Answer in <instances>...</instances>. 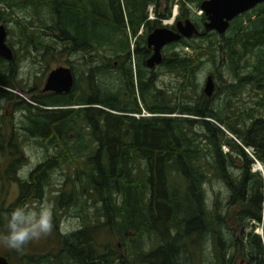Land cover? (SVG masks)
Here are the masks:
<instances>
[{
  "label": "trees",
  "instance_id": "16d2710c",
  "mask_svg": "<svg viewBox=\"0 0 264 264\" xmlns=\"http://www.w3.org/2000/svg\"><path fill=\"white\" fill-rule=\"evenodd\" d=\"M202 1L0 0V21L18 25L19 45H29L32 57L43 60L50 46L14 17L15 10H34L33 20L40 24L39 14L47 10L43 23L59 41L56 52L82 58L80 77L70 67L74 82L67 93L43 95L42 101L30 95L25 101L13 93L19 50L12 51L11 61L0 57V154L5 155L0 181L17 187L13 201L0 204V234L9 212L41 200L55 169L71 171L64 173L61 191L53 197L52 233L41 238L40 246L30 241L21 250L7 247L0 252L9 264H201L208 237L211 264H231L232 254L227 257L226 250L239 249L240 244L251 255L249 264H264L262 179L250 171L252 159L243 150L251 148L264 165V2L237 15L223 34H216L204 32V14L195 15L191 9ZM173 3V22L190 19L199 33L161 49V61L154 68L177 78L176 100L170 104L166 91L155 85L158 73L144 64L150 53L144 36L163 25ZM148 6L152 19H147ZM106 50L110 54L100 63L112 74L110 85L106 80L102 85L97 77L103 70L96 58ZM23 56L28 59V50ZM120 58L125 66H113ZM203 62L215 69L208 72L212 78H220L223 66L227 74L210 97L197 92L196 75ZM248 89L256 94L250 104H231V96L241 99ZM220 92L224 98L213 102L212 95ZM9 105L20 113L23 137L53 149L23 177L17 175L21 138L11 121L4 122L2 112ZM140 105L149 116L131 115L140 113ZM9 124L4 140L1 130ZM236 161L235 174L228 167ZM211 178L229 189L226 207H239L233 217L260 222L261 236L248 232L243 243L227 239L223 230L228 213L206 205L203 186ZM62 212L78 221L71 231L59 228Z\"/></svg>",
  "mask_w": 264,
  "mask_h": 264
},
{
  "label": "rangeland",
  "instance_id": "374dc122",
  "mask_svg": "<svg viewBox=\"0 0 264 264\" xmlns=\"http://www.w3.org/2000/svg\"><path fill=\"white\" fill-rule=\"evenodd\" d=\"M162 6H163V3H162ZM0 7H1V5H0ZM173 9H176V13H177V7H176L175 3H173V5L171 7L170 16L166 19H163L165 21L161 20V23L163 25H171L173 23V19L168 20L171 17V13H172ZM191 9L193 10L195 15L201 14V10L198 7L197 8H191ZM14 12H15L14 17L19 18L20 21L27 24L28 30L31 31L33 34H36L42 43L44 41L45 44H48L50 47H49V50L44 55V58L42 61H40L39 59L38 60L35 59L30 54V52H32L31 51L32 48L29 45H27L25 48L20 47L18 25L15 24L11 20L6 22V23L0 21V24H3L4 28L6 29L5 42L9 43V45L12 47V51H14L16 49H17V51L19 50V52L17 53L18 58H17V65H16V70H17L16 79L13 81V84L15 87L13 90V93H15L18 97L27 101L29 99L30 95L35 93V92H29L28 88L31 87L33 85V83L35 85H37V87H39V85H40L41 80L37 79V77L39 76V74H41L43 72L42 68H45V73H46V71H48L49 69L61 64L63 66L71 67L75 71L74 73L77 75V77H80V73H82L80 61L82 60V58H80L79 55H77V54H66L65 52H62L60 54L59 52H56L59 50V43H57L58 40H56L57 38H56V36H54V34L51 32V30H49L47 28V25L43 23L44 18H46L48 15L47 10L42 9V13L40 12V14H39L40 18H42V24H40L39 21L33 20L32 15H34V12H35L34 10H31V9L30 10L26 9L24 11L15 10ZM35 17H36V15H35ZM30 20H32V21L30 22ZM203 39L204 38H194L193 41L203 43V41H204ZM131 41H132V39H129V42H131ZM129 48H130V45H129ZM27 50L29 52L28 59H26V57H24V56L22 58V55L27 54ZM183 51L190 53L189 50L186 48H184ZM33 53L34 52H32V54ZM50 53H51V55L49 56ZM104 54L105 55L110 54V52L106 50L104 52L98 53L96 61L98 62L99 67H102L100 61L102 60V57ZM131 68H133L132 65H131ZM105 69H106L105 67H102L101 70H103V72H100L99 75L97 74V77H99V81L101 82L102 85L104 84L105 80H106V85H108V83L110 85L112 82H114V80H113L112 74L108 70L106 72H104ZM153 70H154V72L158 73L155 85H157L160 89H163L166 91L167 95L170 97V104L174 103L176 100V93L178 91L177 90V78L175 77L174 74H168V73L161 74L160 70L157 68H154ZM224 70H225V67L223 66L222 69L220 70V71H222V75L220 76L219 79L215 75L214 76L216 78H212L213 82H214V84H213L214 90L216 88L218 89L222 83L223 84L225 83V78H227L226 77L227 74ZM209 71L215 72V69H213L211 67V64L209 62H203L200 70L197 72V75H196V83L198 85L197 86V92L198 93L202 92V86H203L205 77L208 75ZM81 81H82V78H80V82ZM214 90L212 91L211 94H213ZM223 94H224V92L223 93L220 92V93H218V95H212L213 102L216 100H221L222 98H224ZM187 95L190 96V94H187ZM255 95L256 94L252 90H249V89L244 90L241 94V97H242L241 99H239L236 96H231L230 102H231V104H233L237 107L247 106L248 104H250L252 102V100L255 99V97H254ZM226 102H228V100H226ZM70 107L76 108L77 106L72 105ZM2 112L6 115V116H4L6 118L4 122H7V121L10 122L11 121V123H13L12 124V126L14 128L13 130L17 129L15 133L19 134L20 138H21V143H19V144H20V151H21V155H22V160L20 162V168H19L17 175L19 177L20 176L23 177L24 175H26V173L31 168L34 167V165L41 162L46 157L47 154L52 153L53 149L51 147H47L45 149L43 146L40 145L38 140H32L30 138L23 137L24 135L21 132H19L21 130L18 129V125H19L18 124L19 123L18 117H19L20 113L18 111L14 110L10 105L4 106V108L2 109ZM131 115L136 118L137 116H142V115L143 116H149L150 114L147 113L143 109V107L141 106L139 114H131ZM171 115L173 116L174 114H171ZM190 117H192V116H190ZM192 118H194V117H192ZM220 128L224 131V133L227 136L233 137L225 129H223L222 127H220ZM195 129L199 131L198 127H196ZM9 131H10V124H9V126H5L2 128L1 132L3 134L4 140H6V138H7L6 136L9 134ZM86 140H89L88 136L86 137ZM201 148L203 151H206L205 148H203V147H201ZM245 148L247 149V151L245 150ZM221 149H222V151H226L227 147L222 145ZM243 150L247 156H249L250 158L252 156L254 158L253 150L251 148L243 147ZM236 162L237 163H235V166L228 167L235 174L237 172L236 165H239L238 161H236ZM4 163H5V155L2 156L0 154V172L4 166ZM259 164L261 165L262 170L264 172V165L261 162H259ZM64 168L65 167H62L60 169H55L50 174L49 185L46 186L45 193L42 196L41 200L39 202H37V201L30 202L25 207L38 210L39 206H41L44 203H48V204L52 205L54 194L57 193V191H61V181L63 180L64 173L69 174L71 172L70 170L64 169ZM253 169H254V163H253V159H252V163L250 164V171L259 173L257 171V170H259L258 167H256V171H255V169L254 170ZM259 175L262 179V176L260 173H259ZM203 189H204L205 198H206V205L210 209H213L214 205H216L217 208H219L222 215H224L225 213H228L226 218H225V220L227 222V229L223 230L227 239H231L232 241L236 240L239 243L241 241V243H243V241H245L244 236L248 232L255 233V234L261 236L262 230H261L260 222L256 223V222H253L252 220L237 221L235 219V217H233V213L238 211L239 207L237 206V207L230 208V209H229V207H226V202L229 200V189L226 187V185L223 182H221L218 179L211 178L205 182ZM16 194H17V187H16L15 182H9V183L6 182V184L5 183L2 184L0 181V204L2 207H5L8 203L12 202L13 199L16 197ZM261 194H262V196L264 195L263 179H262ZM87 206H90L89 203L87 204ZM220 206H221V209H220ZM260 219L264 220V202H262V204H261ZM77 222L78 221L76 218H74L73 216L69 217L67 215H63V212H62L61 220L59 223V228L63 232H68V231H71L72 229H74L76 227ZM42 240L41 239L33 240L32 246L33 247L40 246V244L43 242ZM6 249H7V247L3 243H0V252H4ZM245 251H247L246 247H245ZM230 254H232V257H233L231 264H238V260L241 257H244V255L241 254V251L238 248H233L232 250H226V256L228 257ZM263 258H264V256H263ZM211 261H212V239L208 237V246H206V249L204 251V260L202 261L201 264H211Z\"/></svg>",
  "mask_w": 264,
  "mask_h": 264
},
{
  "label": "water",
  "instance_id": "95a60500",
  "mask_svg": "<svg viewBox=\"0 0 264 264\" xmlns=\"http://www.w3.org/2000/svg\"><path fill=\"white\" fill-rule=\"evenodd\" d=\"M263 2L264 0H203L198 5L205 17L202 23L203 31L223 34L234 17ZM173 28L162 25L155 27L146 34V47L151 49V53L144 61L146 68H153L161 61V49L164 45L177 41L181 37L190 38L199 33L190 19L174 20ZM5 34L4 26L0 24V57L11 61L13 55L10 47L5 43ZM72 83L73 77L69 67L57 66L46 74L42 91L67 93ZM212 91L213 79L207 75L202 86V92L206 97H210ZM0 264H9L3 255H0Z\"/></svg>",
  "mask_w": 264,
  "mask_h": 264
},
{
  "label": "clouds",
  "instance_id": "9594fccd",
  "mask_svg": "<svg viewBox=\"0 0 264 264\" xmlns=\"http://www.w3.org/2000/svg\"><path fill=\"white\" fill-rule=\"evenodd\" d=\"M7 225L0 243L21 250L30 241L39 240L53 231V206L44 203L38 210L19 206L7 214Z\"/></svg>",
  "mask_w": 264,
  "mask_h": 264
},
{
  "label": "flooded vegetation",
  "instance_id": "af4514ba",
  "mask_svg": "<svg viewBox=\"0 0 264 264\" xmlns=\"http://www.w3.org/2000/svg\"><path fill=\"white\" fill-rule=\"evenodd\" d=\"M172 27H173V25H172ZM172 29H174V28H172ZM6 31V30H5ZM142 31H143V29H142V27L140 28V31L138 32V34H140V35H142ZM146 36V35H145ZM145 36H144V38H145ZM6 43V42H5ZM8 43V42H7ZM6 43V44H7ZM8 45V44H7ZM9 46V45H8ZM165 46V45H164ZM163 46V47H164ZM162 47V48H163ZM10 49H11V51H12V48L10 47ZM147 49H149V48H147ZM150 50V53H151V49H149ZM149 53V54H150ZM12 55H13V53H12ZM149 56V55H148ZM147 56V57H148ZM13 59V58H12ZM40 61H42V60H40ZM123 61V62H122ZM145 61V60H144ZM126 62V60L124 61V58L123 59H121L120 58V60H114L113 61V66H118V65H121V67H124L125 66V63ZM145 64V63H144ZM58 66H61V64H59ZM157 65H155L154 67H156ZM55 67H57V66H55ZM69 67V66H68ZM154 67L153 68H150L151 70H153L154 69ZM54 68V67H53ZM52 69V68H51ZM51 69H49L48 71H46V73H45V68H42V73L41 74H39V76L37 77V79H40L41 80V82H40V85H39V87H37V85H35L34 83H33V85L31 86V87H29L28 88V90H29V92H35V93H33V94H31V96L34 98V100L36 101H38V100H41L42 101V97H43V95H50V94H61V92H54V91H42V87H43V82H44V79H45V76H46V74L51 70ZM69 69H70V71H71V68L69 67ZM154 71V70H153ZM71 74H72V77H73V82H74V75H73V73H72V71H71ZM72 86H73V83H72ZM71 86V87H72ZM41 108L43 109V110H47V109H50V107H44V106H41ZM61 107H59V109H60ZM53 109H56V108H53ZM246 246V245H245ZM245 246H243L242 244H240V246H239V250L241 251V254L242 255H244V257H241L239 260H238V264H249V259L251 258V255L247 252V251H245Z\"/></svg>",
  "mask_w": 264,
  "mask_h": 264
},
{
  "label": "built area",
  "instance_id": "2783aa9c",
  "mask_svg": "<svg viewBox=\"0 0 264 264\" xmlns=\"http://www.w3.org/2000/svg\"><path fill=\"white\" fill-rule=\"evenodd\" d=\"M175 14H176V9H173V11L171 13V17L168 20H172L174 18ZM152 18H153V14H152V11H151V7L148 6V8H147V19H152ZM163 21H165V20H163ZM245 150L247 151L246 148H245ZM251 158L253 159L255 171H256L255 166L257 165L259 167V170H257V171L261 174L263 182H264V172L262 170L261 165L259 164V162L255 158H253L252 156H251Z\"/></svg>",
  "mask_w": 264,
  "mask_h": 264
},
{
  "label": "bare ground",
  "instance_id": "6f19581e",
  "mask_svg": "<svg viewBox=\"0 0 264 264\" xmlns=\"http://www.w3.org/2000/svg\"><path fill=\"white\" fill-rule=\"evenodd\" d=\"M258 167L257 165L255 166V168ZM259 168V167H258Z\"/></svg>",
  "mask_w": 264,
  "mask_h": 264
}]
</instances>
